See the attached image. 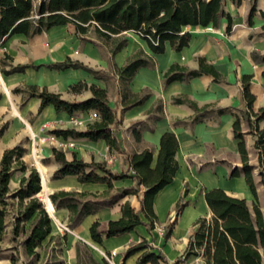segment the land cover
Masks as SVG:
<instances>
[{
  "label": "crops",
  "instance_id": "obj_1",
  "mask_svg": "<svg viewBox=\"0 0 264 264\" xmlns=\"http://www.w3.org/2000/svg\"><path fill=\"white\" fill-rule=\"evenodd\" d=\"M32 1L37 4L40 0ZM253 3L256 10L249 22L248 13ZM223 5L231 16L230 31H225L227 25L225 17H220L216 26L184 27L183 29L190 31L191 38L180 50L173 49L166 42L163 52L152 53L146 40L140 38L134 31L127 30L122 33L126 43L111 54L109 48L104 46L97 48L93 43L81 40L70 25H55L30 35L13 33L0 42V66L7 69L10 65H30L21 72L6 75L0 72V125L8 122L7 128L0 135V157L4 149L23 145L25 153L22 159L29 166H34L39 173L41 185L36 196L44 203L43 205H47L46 198L56 190L102 193L107 190V184L80 182L75 175H65L56 179L51 177L59 162L52 155V148L56 146L51 142H45L43 134L53 128L85 129L91 122L88 120V110L75 111L69 115L65 111L55 110L52 104H47L38 112L40 99L36 96H27L23 91L13 92L12 89L15 87L36 84L48 91L58 92L62 98L72 101L84 100L91 96L89 89L72 91L69 88L78 81L106 89L108 105L116 117L113 131L119 139L120 151L109 152L103 139L93 141L87 138L60 136L73 143V146L63 150L66 159H71L74 155L87 162L104 161L112 171L131 172L126 161L127 155L150 147L153 150V165L161 134L171 131L178 140L175 153L178 167L172 181L153 197L152 205L156 220L151 230H148L145 224H140L119 236L103 237L101 244L90 238V224L98 220L104 225L107 220L118 218L123 202L128 201L136 210L139 209V197L135 194H127L116 203L85 215L71 228L67 225L68 210L55 208L49 199L50 206L54 209L52 214L48 210L52 219L51 233L59 236L65 234V241L62 243L65 247L61 251L63 264H77L75 251L77 241L87 244L92 255L98 260L103 257L101 253L104 252L110 258L108 260L110 264H136L141 252L126 258H123V253L129 245L142 238L153 246L152 250L160 251L165 257V261L160 264H174L175 259L185 249L188 236L194 231L193 224L196 218L211 216L203 198V189L220 187L230 195L244 198L249 207H252L253 196L243 175L230 178L229 173L233 167L241 166L237 140L232 135L234 113L240 116L243 131H247V122L244 119L247 106L242 96V76L246 74L251 76L249 91L254 95L252 110L257 111L264 106V76L261 74L264 70V59L261 57L264 55V33L261 30V26L264 25V0H241L238 4L231 0H223ZM138 50L152 56L153 63L139 67L128 81L127 87L139 97L143 95L146 97L141 103L124 108L125 100L122 97L124 86L115 73V68L124 65L127 58ZM4 54L10 57L5 58ZM66 57L82 62L96 71L98 76L82 68L54 69L45 66ZM198 57H203L211 64L224 80L214 81L211 74L202 73L186 80L165 81L164 73L172 63L196 69ZM32 65L39 67L35 68ZM174 97L188 98L199 107L209 104L205 109L210 112L202 117V120L193 122L195 110L186 102L175 103ZM216 108H227L228 111L221 114L211 111ZM71 117H77L85 123L74 126L69 121ZM138 121L143 125L142 130L139 129L140 124H136ZM46 122L48 126L44 128L43 124ZM262 124L264 123L260 122V126ZM244 138L249 162L256 165L254 137L250 133H245ZM43 158L49 160L43 162ZM27 174L28 171H15L11 174L8 181L10 192L19 186L20 178ZM253 176L257 185L258 206L264 221V193L259 183L257 168L253 169ZM135 183L136 181L129 177L113 180L110 191L135 186ZM141 193L142 187L139 189V196ZM179 200L184 202V206L171 235L165 241L162 236L163 227L172 219ZM8 207L7 224L0 235V245L3 244L1 253H4L0 257L2 264H10L11 254L5 253H15L14 249H10L11 243L19 247L20 259L25 255L32 256L24 251L21 244L29 230L30 220L25 221L24 233L14 236L10 219L11 214L16 213L19 208L18 200L9 198ZM60 223L67 226L66 232H61ZM46 241L47 239H44L41 245ZM39 248L40 256L44 249ZM189 257L193 264H202L201 257Z\"/></svg>",
  "mask_w": 264,
  "mask_h": 264
},
{
  "label": "trees",
  "instance_id": "obj_2",
  "mask_svg": "<svg viewBox=\"0 0 264 264\" xmlns=\"http://www.w3.org/2000/svg\"><path fill=\"white\" fill-rule=\"evenodd\" d=\"M238 4L241 0H231ZM253 3L249 9L248 20L255 12ZM227 19L226 32L232 26L231 16L225 11L223 0H40L34 4L32 0H0V42H3L13 33H32L47 30L55 25H70L75 35L83 41L93 43L97 48L101 46L109 48L111 54L118 51L125 43L126 38L122 33L127 30L134 31L140 38L146 40L147 46L152 53L164 51L165 43L180 50L186 46L191 38L189 30L183 29L190 26H216L219 18ZM264 33V25L261 26ZM5 58H9L4 54ZM264 59V55L261 56ZM198 67L188 69L176 63H172L164 73L165 81L186 80L200 74H211L214 81H222L224 77L203 57H198ZM152 56L138 50L129 56L124 65L115 68L119 80L123 84V107L128 108L139 104L146 95L138 96L130 92L127 87L128 81L133 77L136 70L141 66L151 65ZM29 64L10 65L5 69L0 66V72L9 74L21 72ZM39 67V65H32ZM45 66L54 69L67 67L82 68L94 75L98 73L78 60L66 57ZM264 76V70L261 72ZM251 76L246 74L241 78L242 96L245 101L244 119L247 122V131L241 127L240 116L234 113L232 122V135L237 140L241 166H235L230 170V178L243 175L246 185L252 196V207H249L244 198L228 194L220 187L203 189V198L211 212L206 218L199 216L194 221V231L187 239L185 249L179 255L174 264L181 262L183 258L191 255L201 257L202 264H263L264 261V221L258 206L256 182L253 169L257 168L259 183L264 193V106L257 111L252 110L254 95L249 91ZM72 91L89 89L91 96L84 100H66L60 93L48 91L45 87L36 84H25L15 87L13 92H25L27 96H36L40 99L38 112L47 104H52L55 110L65 111L69 115L75 111L93 109L98 113V118L89 122L85 129L76 128H53L49 130L63 138H87L89 140L103 139L109 152L120 151V142L113 131L116 124L114 111L108 105L106 89L87 84L82 81L69 86ZM175 103L186 102L196 112L193 122L202 120L209 110L205 108L209 104L197 106L186 98L174 97ZM217 114L228 111L227 108L211 110ZM139 129H143L141 122ZM8 122L0 125V135L7 128ZM136 130V129H135ZM250 133L254 137L253 147L256 152L257 164L252 165L244 141V134ZM178 148V140L173 132L165 131L159 139L158 151L155 162L152 165V148L145 147L142 150L132 152L126 156L127 165L131 172L112 171L104 161H84L73 157L66 159L63 150L52 148L53 158L59 162L53 171L52 178H61L65 175H75L80 182H104L107 190L102 193L79 192L74 190H56L48 195L55 208H66L69 212L68 227H74L87 214L95 212L103 206L116 203L127 194H135L139 197V209H135L128 201L120 205V216L116 219L107 220L104 225L98 220L89 226L90 238L102 243L103 237L119 236L129 232L140 224H145L148 230L154 227L156 213L153 210L152 200L154 195L173 179L178 164L175 153ZM25 153L23 145L4 149L0 157V235L6 227L8 213V199L16 198L19 208L13 215L12 233L14 236L24 231L25 221L30 220L29 230L21 244L24 251L39 256L37 248L43 247L47 255L48 248L55 255V249H61L65 241V234L59 236L52 234L51 219L44 208L42 201L36 196L40 190L39 173L34 166H29L22 159ZM48 158H43L47 162ZM15 171L25 172L20 178L19 186L12 192L8 188V181ZM132 178L136 181L135 186L118 188L111 192L112 181ZM142 193L139 196V189ZM184 206V202L177 201L175 213L172 219L163 227L162 236L165 241L171 235L177 217ZM47 239L44 245L41 242ZM153 246L142 238L138 242L129 245L123 258L141 252L136 259V264H160L165 257L160 251L152 250ZM77 264H110L105 257L96 259L90 252L87 244L77 241L75 244ZM10 264H16L18 256H9ZM46 264H61L62 260Z\"/></svg>",
  "mask_w": 264,
  "mask_h": 264
},
{
  "label": "rangeland",
  "instance_id": "obj_3",
  "mask_svg": "<svg viewBox=\"0 0 264 264\" xmlns=\"http://www.w3.org/2000/svg\"><path fill=\"white\" fill-rule=\"evenodd\" d=\"M225 1V0H224ZM30 135H31V138H33V135L31 134L30 132ZM43 138H45V133L43 134ZM31 139H29L30 141ZM34 140H35V136H34ZM33 141V140H32ZM35 142V141H34ZM45 142H49V140L45 139ZM43 203V202H42ZM44 204V203H43ZM251 205V203H250ZM51 219V218H50ZM168 221V220H167ZM166 221V222H167ZM9 222V221H8ZM51 222H52V219H51ZM10 223V222H9ZM166 224V223H164ZM62 230L61 232H66L67 230L65 229H60ZM24 233V231L22 232V234ZM23 236V235H22ZM21 237V235H20ZM3 247V244L0 245V257L2 255H4V253H1V249ZM65 246L62 245V248L61 249H55V255H52V253L50 252V247L48 248V252H47V255L44 253V251H42V255L38 256L37 258H35L33 255L32 256H23V258L20 259V256H19V247L17 245H14V243H11V248L10 249H14V252L15 253H5V254H16L18 256V260L16 262V264H46V260L50 261V262H53V261H57V260H62V263L63 264V259H62V252L63 251V248ZM40 248H37V250H39ZM90 252H91V249H90ZM103 255V257L107 256L104 252L101 253ZM108 257V256H107ZM194 256H190L189 258H192ZM0 264L1 261H0ZM51 264V263H50ZM263 264H264V261H263Z\"/></svg>",
  "mask_w": 264,
  "mask_h": 264
},
{
  "label": "built area",
  "instance_id": "obj_4",
  "mask_svg": "<svg viewBox=\"0 0 264 264\" xmlns=\"http://www.w3.org/2000/svg\"><path fill=\"white\" fill-rule=\"evenodd\" d=\"M88 120H94L96 118H98V113L93 110V109H90L88 110ZM70 123L74 126H77V125H82L84 124L85 122H82L79 118L77 117H71L69 119ZM48 126V122L44 123L43 124V127H47ZM44 139H47L49 140V142L53 143L54 146H56L55 148L57 149H60V150H64L66 148H70L71 146H73V143L71 141H67V140H64L59 136L53 134V133H50L49 131H46L45 132V138ZM11 220H13V215L11 214ZM59 229H65L67 230V226L60 223V226H59ZM105 258H107V260H109L110 258H108L107 256H105ZM193 261H190L188 258H183L181 260V262H177L176 264H193L192 263Z\"/></svg>",
  "mask_w": 264,
  "mask_h": 264
},
{
  "label": "bare ground",
  "instance_id": "obj_5",
  "mask_svg": "<svg viewBox=\"0 0 264 264\" xmlns=\"http://www.w3.org/2000/svg\"><path fill=\"white\" fill-rule=\"evenodd\" d=\"M43 179V178H42ZM43 185H44V181H43ZM45 200V199H44ZM45 202V201H44ZM47 204V209L49 210V212L52 214V210H54L53 208H51L49 200L46 198V203Z\"/></svg>",
  "mask_w": 264,
  "mask_h": 264
},
{
  "label": "water",
  "instance_id": "obj_6",
  "mask_svg": "<svg viewBox=\"0 0 264 264\" xmlns=\"http://www.w3.org/2000/svg\"><path fill=\"white\" fill-rule=\"evenodd\" d=\"M40 185H41V180H40ZM49 200V198H47ZM44 208L45 210L47 211L48 215H49V212H48V209L46 208V206L44 205Z\"/></svg>",
  "mask_w": 264,
  "mask_h": 264
}]
</instances>
